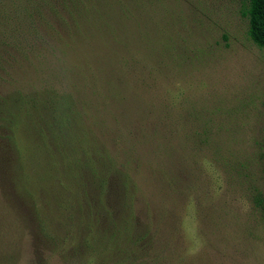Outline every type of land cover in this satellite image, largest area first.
<instances>
[{
	"label": "rangeland",
	"instance_id": "374dc122",
	"mask_svg": "<svg viewBox=\"0 0 264 264\" xmlns=\"http://www.w3.org/2000/svg\"><path fill=\"white\" fill-rule=\"evenodd\" d=\"M26 1L0 0V264H86L72 244L46 243L20 190L45 198L75 174L71 187L86 195L73 203L85 213L101 188L100 157L132 162L134 215L158 264H264V204L254 201L264 200V49L249 36L247 0H129L127 17L100 0L109 24L44 43L20 16ZM65 94L79 109L64 99L48 124L50 97ZM9 141L19 144L18 182ZM46 211L43 226L56 219Z\"/></svg>",
	"mask_w": 264,
	"mask_h": 264
},
{
	"label": "trees",
	"instance_id": "16d2710c",
	"mask_svg": "<svg viewBox=\"0 0 264 264\" xmlns=\"http://www.w3.org/2000/svg\"><path fill=\"white\" fill-rule=\"evenodd\" d=\"M92 1V0H91ZM114 3L111 6H119L120 12L123 16H128L129 8L127 6L129 0H112ZM135 4L139 0H133ZM30 10L26 9V5L19 7L20 16L26 17L32 26H35L37 33V41L44 43L45 34H48L51 38L63 41L66 36L77 38L81 34L82 29L89 28L90 32L93 29H98L97 21L103 19L105 24H109L108 20L111 19V13L102 10L104 1L97 0V3H90L88 6L85 3H81V0H27L26 1ZM111 1H108L110 6ZM25 9V10H24ZM244 16L249 20L248 33L251 40L260 48L264 49V0H247L245 9L243 11ZM114 17H112L113 20ZM115 19V18H114ZM43 28V29H41ZM117 40L121 38L122 32L119 30L120 26L116 28ZM124 43V42H123ZM110 78V77H107ZM60 99L50 97L54 109L49 111L50 114L48 124L53 122L54 119H58L57 111L65 104L64 99H69L70 104L74 105L72 98L65 94ZM41 104H45L44 97H38ZM36 102V101H35ZM79 109V108H78ZM10 120V118H7ZM8 123V122H7ZM47 124V125H48ZM46 125V126H47ZM39 130L43 127L39 125ZM7 130L11 131L9 124L6 125ZM110 137L114 134L107 128L104 129ZM9 133H6L5 137H8ZM11 142V141H9ZM12 147L15 151V160L12 162L13 173L12 176L17 178L18 182V171L21 169L19 161V144L11 142ZM26 147V146H25ZM104 148H107V143L104 142ZM54 153L57 155L61 154L59 148H53ZM73 152V150H72ZM115 160L114 164L109 162H102L101 157L99 158L102 165L101 178L98 176L97 181H94L92 186H100L99 195L95 202L88 201V210L85 212L88 216H85L82 212L77 210L76 205L74 206V198L78 193H84V190H78L81 185L77 184L72 188L71 186L76 183V175L69 174L70 187L61 186L53 189L49 192V195H45L48 202L45 201L44 192L39 195L37 191L33 195L30 190L22 189L20 194L25 199L30 200V206L33 209L35 219L39 222L40 232L44 235L46 243L55 249H64L69 244H72V249L83 250V258L86 264H158L162 261L160 253H152V242L149 243L145 239L149 236L150 231H140L139 222L136 220L134 215V203L136 202L137 196L135 195L136 186L129 188V165L132 166V162L128 160ZM98 159V158H97ZM129 159V158H128ZM129 164V165H128ZM115 167V168H112ZM130 170V169H129ZM99 173V172H98ZM126 174L128 177L124 179L123 175ZM114 176L115 180L118 181V185L121 190H118V206L111 205L108 192V183L111 177ZM131 178V177H130ZM110 179V180H109ZM58 191V192H56ZM56 192V193H55ZM32 194V195H31ZM68 194V195H67ZM69 196V197H68ZM44 200H42L43 198ZM42 198V199H40ZM42 200V203H41ZM53 201L55 204L53 209L49 208V203ZM255 204L257 207H262L264 200L260 195H255ZM61 203L64 204V206ZM81 203V202H79ZM78 203V204H79ZM96 206V207H95ZM40 209L47 210L45 216H53L55 220L49 221L47 225L43 226L42 220L39 217L38 211ZM95 209L97 214H101L96 221L99 223L96 225L92 221V216H95ZM57 214V215H56ZM57 227L55 232L50 231L52 224ZM51 229V230H50ZM87 230V231H86ZM86 232L82 239H78L75 235L76 232ZM64 240V242L62 240ZM65 243L61 245L60 243ZM67 243V244H66ZM59 245V247H57ZM61 249V250H62ZM154 254V255H153Z\"/></svg>",
	"mask_w": 264,
	"mask_h": 264
}]
</instances>
